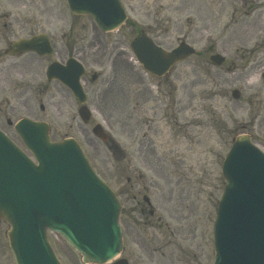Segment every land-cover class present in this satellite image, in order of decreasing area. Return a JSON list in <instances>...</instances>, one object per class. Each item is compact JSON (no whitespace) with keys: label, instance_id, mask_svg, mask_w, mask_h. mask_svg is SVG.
<instances>
[{"label":"rangeland","instance_id":"1","mask_svg":"<svg viewBox=\"0 0 264 264\" xmlns=\"http://www.w3.org/2000/svg\"><path fill=\"white\" fill-rule=\"evenodd\" d=\"M122 2L126 23L104 34L90 19L72 17L64 0H15L16 5L5 6L0 1L1 16L32 18V31L42 26L57 54L74 50L88 74L98 75L94 82L89 76L84 79L86 105L92 110L87 125L79 120L71 94L56 82L45 87L42 113L36 81L27 91L32 93L29 110L20 109L8 89L3 95L9 103L2 101L0 108L14 107L12 121L23 115L44 119L53 141L72 137L80 143L98 175L123 200L121 257L129 264H212V225L224 184L222 160L233 138L242 133L264 152V0ZM141 31L166 50L183 41L195 54L162 78L151 77L129 49ZM119 54L115 63L122 59L125 68L113 69ZM211 54L222 55L225 63L212 65ZM37 83L44 87V82ZM234 91H239L238 99ZM95 123L112 143L94 137ZM6 132L17 141L11 128ZM143 196L150 198L153 215L145 209ZM6 229L0 222V264H13ZM49 237L63 264H82L58 236Z\"/></svg>","mask_w":264,"mask_h":264},{"label":"water","instance_id":"2","mask_svg":"<svg viewBox=\"0 0 264 264\" xmlns=\"http://www.w3.org/2000/svg\"><path fill=\"white\" fill-rule=\"evenodd\" d=\"M67 2L74 14L92 15L103 31L113 30L125 20L118 0ZM130 47L144 69L156 75L193 53L186 45L163 51L143 36ZM12 48L52 53L43 36L21 40ZM210 60L218 66L223 58L214 55ZM51 69L53 76L61 79L60 71ZM78 76L72 85L67 84L78 103H83L85 95ZM79 114L87 122L86 108ZM16 130L38 165L0 133V219L9 225L7 237L14 263L60 264L47 240V230L58 233L85 264L113 259L121 248L118 203L95 175L79 145L73 139L51 142L44 124L23 121ZM93 133L104 140L100 128ZM222 173L225 186L214 222L213 264H264V154L248 136H238Z\"/></svg>","mask_w":264,"mask_h":264},{"label":"flooded vegetation","instance_id":"3","mask_svg":"<svg viewBox=\"0 0 264 264\" xmlns=\"http://www.w3.org/2000/svg\"><path fill=\"white\" fill-rule=\"evenodd\" d=\"M3 1V6L9 5V4H15V0H0ZM3 19V21H1ZM47 23V22H46ZM33 28V19L26 16H17V15H11L10 13H6L5 16L0 15V106L2 104V101L6 104L9 103V96L3 95V92L5 89H8L12 91V96L18 103V105L21 107L20 109L29 110L28 103L32 99V93H28V89H31L33 86V82L36 81L33 87H35L36 97L39 93V99L37 97V101L39 103L38 105V111L44 112V106H43V99H47V85L49 81L46 78L45 69L50 64V62L58 61L60 63H64L68 56L75 57L72 55L66 54L63 56L61 53L56 54L55 58L48 57H40L34 53H26L21 54L18 56H11L8 54V49L10 44L20 38H27L32 36L37 32L38 30L32 31ZM40 32H43L42 26L40 27ZM20 33V35H18ZM73 53V52H72ZM121 54L117 55L116 59L114 60L117 62L118 58ZM119 65L123 66L124 61L122 59H119ZM42 62H45L42 64ZM33 67L35 70L33 71ZM95 79V78H93ZM38 80V81H37ZM92 80V77H91ZM39 81L44 82V87L41 84L37 83ZM27 94H30V96H27ZM18 95V97H16ZM22 101V102H21ZM14 110L13 106H8V111L5 109L0 108V114L2 115L4 119V123L0 125V131H2L4 134H8L6 132V129H12V114L10 116V113H12ZM16 115V114H15ZM14 115V116H15ZM24 117L33 118L30 115H23ZM34 119L42 120V118H39L36 116ZM137 197L136 195H133L132 202L137 203L136 201ZM142 203L145 207V209H148V212L150 215L154 214L153 208L149 205V202L147 199L142 197ZM147 207H146V206ZM145 209L143 207L140 208L141 213H144ZM134 207L130 209L129 214H133ZM124 212V210H123Z\"/></svg>","mask_w":264,"mask_h":264}]
</instances>
